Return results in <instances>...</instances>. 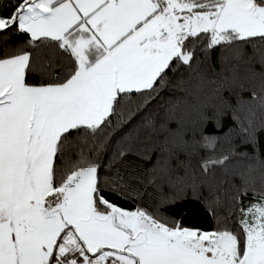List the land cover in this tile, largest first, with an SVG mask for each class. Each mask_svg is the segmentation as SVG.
Instances as JSON below:
<instances>
[{"label":"snow or ice","instance_id":"snow-or-ice-1","mask_svg":"<svg viewBox=\"0 0 264 264\" xmlns=\"http://www.w3.org/2000/svg\"><path fill=\"white\" fill-rule=\"evenodd\" d=\"M17 33L23 45L0 52V264H264V159L249 157L242 185L223 196L211 182L228 155L184 176L167 159L146 176L122 170L131 142L110 167L100 160L123 102L135 95L139 108L201 53L221 48L234 80L253 57L264 69V0H0V41ZM251 95L264 111V85ZM254 117L233 115L251 144ZM149 188L156 207L143 203ZM189 188L212 228L163 214Z\"/></svg>","mask_w":264,"mask_h":264},{"label":"trees","instance_id":"trees-1","mask_svg":"<svg viewBox=\"0 0 264 264\" xmlns=\"http://www.w3.org/2000/svg\"><path fill=\"white\" fill-rule=\"evenodd\" d=\"M25 39L17 33L7 43L0 41V52H13L18 45H23ZM248 52L251 54L250 48ZM222 55L221 48L217 47L210 51L207 58L201 53L191 68L181 66L170 71L164 86L158 85V94L140 103L139 108L136 106L139 97L131 96L133 103L130 106L126 99L122 115L111 118V126L100 153L101 162L110 167L117 149L131 142L135 151L125 158L120 166L122 170L128 169L136 175L146 176L160 159H167L173 176H184L186 171L199 175L204 159L228 155V162L214 169L216 179L211 183L214 188L219 187L221 196L225 190L240 188V173L246 170L247 165L254 163L249 157L264 159V111L258 108L251 95L253 91L259 93L264 85V69L253 57L249 64L239 63L234 80L230 72L221 68ZM29 82L38 83V75L30 76ZM249 109L255 111L253 128L249 129L255 131L254 144L248 142V133L242 131L240 124L233 120L234 114L243 120ZM149 120L152 122L150 128L145 126ZM244 127H247V123H244ZM204 136L215 139L214 148L203 146ZM90 146L91 142L85 145V151ZM253 179L255 187L259 189V171ZM164 191L172 194L167 187ZM148 193L143 197L144 205L156 207L160 193L152 188L148 189ZM198 195L208 197V188H200ZM252 197L253 193L249 191L240 199L247 205ZM204 203L203 199L197 201L189 188L185 190L184 198L175 205L163 207L162 211L165 215L183 219L185 224L208 229L216 221L205 211ZM124 206L134 205L129 201Z\"/></svg>","mask_w":264,"mask_h":264}]
</instances>
